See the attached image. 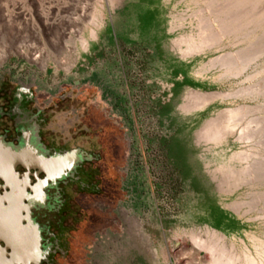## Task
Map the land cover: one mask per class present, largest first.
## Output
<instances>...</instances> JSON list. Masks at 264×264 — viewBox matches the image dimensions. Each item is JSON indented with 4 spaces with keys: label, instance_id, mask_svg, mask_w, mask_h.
I'll list each match as a JSON object with an SVG mask.
<instances>
[{
    "label": "rangeland",
    "instance_id": "rangeland-1",
    "mask_svg": "<svg viewBox=\"0 0 264 264\" xmlns=\"http://www.w3.org/2000/svg\"><path fill=\"white\" fill-rule=\"evenodd\" d=\"M96 1L0 0V78L30 87L45 135L52 129L78 143L83 127L101 129L112 145V173L99 177L98 192L69 198L73 238L56 264H193L209 254L190 234L205 237L206 229L238 247L240 238L264 242V0L250 3L263 15L257 40L184 55L172 41L198 40L204 0H101L97 27L90 19ZM255 47L257 59L240 76L206 63ZM187 89L230 97L188 110L180 105ZM243 104L250 108L242 123L258 128L251 141L199 139L206 119ZM242 148L257 154V170L227 190L212 171Z\"/></svg>",
    "mask_w": 264,
    "mask_h": 264
},
{
    "label": "flooded vegetation",
    "instance_id": "flooded-vegetation-1",
    "mask_svg": "<svg viewBox=\"0 0 264 264\" xmlns=\"http://www.w3.org/2000/svg\"><path fill=\"white\" fill-rule=\"evenodd\" d=\"M38 115L30 87L0 78V139L15 152L25 148L53 160L49 166L15 162L11 185L0 176V264H56L67 256L73 237L66 223L75 216L69 198L98 192L99 177L112 173L107 133L83 127L78 143L60 139L52 129L43 133Z\"/></svg>",
    "mask_w": 264,
    "mask_h": 264
},
{
    "label": "bare ground",
    "instance_id": "bare-ground-1",
    "mask_svg": "<svg viewBox=\"0 0 264 264\" xmlns=\"http://www.w3.org/2000/svg\"><path fill=\"white\" fill-rule=\"evenodd\" d=\"M100 1L101 0L96 1L90 17L91 22H93L96 27L103 16L101 10L97 14L95 9ZM204 1L205 14L204 12L203 14L201 13L202 15L197 19V27L200 29L198 30V32L200 31L198 40H192L190 35H180L172 41L174 46H176L183 55L192 51L201 50L204 47L219 46L221 48L222 43L224 42H227L229 45H235L241 41L248 42L251 40H257L258 36L255 35V30L260 27V17L264 14L261 16V12L258 11L260 14L253 12L252 5L254 6L256 0ZM248 4H250V8ZM195 11L197 12L198 10H194V12ZM88 33L90 37H94L95 29L91 28ZM79 42V47L85 49L87 45L86 37L81 36ZM182 43L184 44L183 49L180 47ZM256 47L253 49L237 48L233 51H226L222 54L210 57L206 63L209 65H218L221 69L222 75L240 76L248 65L257 59L260 50ZM78 48L76 49V52H79L77 51ZM262 88H264V86H262ZM216 97L223 98L230 97V95L224 91H197L189 89L180 105L181 107L190 110L192 108L200 107ZM249 108V106L243 104L218 110L215 115L206 119L198 129L197 135L199 139L213 145L227 141L228 136H231L233 140L237 139L243 142L251 141L252 138L257 136L258 128L256 126L251 127L250 122L242 123L243 114L245 115V112H247ZM241 111H243V114H240L242 113ZM237 127H240V132L232 134ZM248 152L243 150V148L231 152L224 162L222 161V163H219L214 167L212 171V173H214L213 177L216 172L221 173L227 190L238 187L243 180L247 178L248 174L257 170V165L253 163V155L256 157V153L251 152L250 154ZM234 163H238V165ZM260 168L261 167L258 169ZM205 234V237H201L198 234H190L193 244L203 246L209 254L208 260L195 261L193 264H264V242L259 241V238L249 237V244L246 243L244 239L240 238L238 239L240 247H238L235 245L234 240L226 241L225 236L222 233L215 231V229H206Z\"/></svg>",
    "mask_w": 264,
    "mask_h": 264
},
{
    "label": "water",
    "instance_id": "water-1",
    "mask_svg": "<svg viewBox=\"0 0 264 264\" xmlns=\"http://www.w3.org/2000/svg\"><path fill=\"white\" fill-rule=\"evenodd\" d=\"M71 153V159L73 160L75 158L74 150L70 151ZM66 156H69L68 154ZM66 156H61L59 158V161L62 159H65ZM40 160L41 162H38L36 160ZM19 161H28L32 164H44L45 166L51 165L53 160L50 158H44L39 155H34L31 151H28L25 148L19 149L17 152L13 151L12 148L8 145L5 144L1 139H0V176L6 180L10 185L13 183L14 177H15V172L13 170V166L15 162ZM35 161V162H33ZM46 173L47 172V169ZM48 177H53V175H48Z\"/></svg>",
    "mask_w": 264,
    "mask_h": 264
}]
</instances>
